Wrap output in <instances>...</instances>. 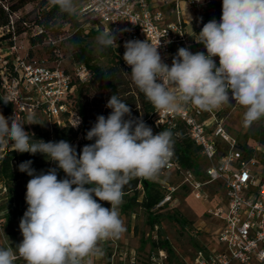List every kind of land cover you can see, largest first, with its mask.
<instances>
[{"label":"clouds","instance_id":"9594fccd","mask_svg":"<svg viewBox=\"0 0 264 264\" xmlns=\"http://www.w3.org/2000/svg\"><path fill=\"white\" fill-rule=\"evenodd\" d=\"M49 3L61 14L80 15L78 0ZM198 37L206 53L181 47L171 66L163 61L159 46L147 40L126 41L123 60L135 86L164 113L188 104L211 112L234 101L245 109V128L264 118V0H222L220 20L205 23ZM117 38L110 29L100 31L95 40L101 49L117 48ZM106 107L110 114L97 116L86 133L85 139L94 143L79 153L65 140H34V133L25 131L14 116L0 113V142H11L19 153L42 154L57 165L39 173L31 160L18 166L31 177L26 185L28 207L19 223L23 239L15 248L0 247V264H14L18 257L25 264H92L89 257L104 255L101 242L126 231L120 214L123 189L133 178L158 177L174 154V134H153L115 94ZM58 169L65 173L63 179H58Z\"/></svg>","mask_w":264,"mask_h":264},{"label":"built area","instance_id":"2783aa9c","mask_svg":"<svg viewBox=\"0 0 264 264\" xmlns=\"http://www.w3.org/2000/svg\"><path fill=\"white\" fill-rule=\"evenodd\" d=\"M217 0H78L80 15L83 21L81 27L96 31L112 29L117 35V45L111 46L124 53V43L128 40H147L153 46H159L162 59L169 66L172 62L173 48L176 45L190 48L196 44L190 39L188 21L183 16L181 4L191 11L193 21L201 31L203 25L212 19L206 12L210 5ZM166 11L172 15L167 17ZM202 18V19H201ZM25 25V23H23ZM11 27L13 22L11 21ZM130 29L123 32L121 29ZM41 32L34 27L31 36ZM17 36L12 38V45L4 52L0 49V98L9 101L11 106L8 117H15L22 123L29 116L38 113L49 125H64L62 115L69 112L67 122L71 128L80 132L81 118L76 112L70 111L74 86L73 80L87 82L89 70L84 65L74 64L72 73L61 67L59 47L53 40L49 42L55 59L52 65L47 60L31 58L27 53L19 54V47L14 43ZM218 59V57H214ZM127 67L125 62H123ZM219 109L211 112L202 111L188 104L180 111L164 113L156 110L155 126L167 123L175 127L179 120L193 142L201 148V154L207 161L204 174L206 180L195 178L191 171L183 173L182 184L191 190H199L203 186L218 183L225 189L223 200L225 207L218 205L208 207L207 214L222 221V227L217 235L223 250L206 252L198 249L195 252L194 264H264V172L260 177L252 173L250 166L257 164L256 156L245 157L237 148V140L231 138L221 126ZM80 121L78 127L76 124ZM11 123V121H9ZM261 151L260 147L255 148ZM13 150L11 142H0V158ZM17 164L16 160L12 161ZM164 171L179 170V166L171 161L163 168ZM176 189L167 187L166 194L159 205L167 203ZM7 192L6 186L0 180V193ZM195 199L208 201L200 192L194 193ZM157 230V226L153 227ZM161 263L165 259L164 250H158ZM22 258H17V260ZM152 261L155 258L152 254ZM135 258L131 257V261ZM155 264V263H154Z\"/></svg>","mask_w":264,"mask_h":264},{"label":"trees","instance_id":"16d2710c","mask_svg":"<svg viewBox=\"0 0 264 264\" xmlns=\"http://www.w3.org/2000/svg\"><path fill=\"white\" fill-rule=\"evenodd\" d=\"M38 4V14L33 21V26L39 27L41 32L35 36H31V33H29L31 44H41L46 40L51 42L60 38V44L63 41H69L72 46L71 62L73 64L84 65L89 70L90 77L84 83H80L78 80L72 81L74 91L73 95H71L73 102L70 111L76 112L81 118L80 132L78 133L69 126L66 121L69 112H66L62 115V118L65 120L64 125L54 124L49 130L43 132L37 131L34 133L33 139H42L45 142L65 140L75 146L79 153L83 146L94 143V140L89 141L85 139L86 133L95 124L97 116L104 115L107 117L110 114L112 110L107 108L106 104L111 95L115 94L131 108L132 117L142 118L152 128L153 134L163 130H171L173 132L175 143L171 161L179 166L180 169L176 170L177 172L183 175L185 171H191L195 178L201 181L206 180L204 171L207 167V161L201 154V148L189 136L185 125L177 120L175 127H171L167 123L155 126L156 109L147 100L144 93L133 83L130 75L131 68L123 63L124 53H120L112 47L100 48L102 54L110 58L111 62L106 68L97 65L88 40L96 41L95 38L100 31L81 27L83 25L81 19L77 16L72 17L67 14H61L58 7L51 5L49 0H39ZM217 7L220 8L218 15L220 19L222 15V0L213 2L209 7V11ZM18 9V6H5L0 3V49H3V43L5 42H8L6 48L10 47L14 36H19L29 31V27H26V22L22 20L20 21L21 27H17L14 24L11 27L10 18ZM56 46L59 47V44L57 43ZM181 47L183 46H174L172 58ZM46 48L52 52L54 46L49 43ZM217 66H219V62ZM90 98L92 100L96 98L100 102L98 111H91L92 117L89 115L90 111L88 110ZM10 111L11 106L7 103L5 104L0 98V113L8 117ZM260 120L264 123V118ZM252 139L256 143L255 147H248L246 143L237 141V148L247 158L255 155L257 164L264 167V125H261L258 134L253 136ZM256 147H260L261 151H256ZM13 160H16L18 165L31 160L32 165L37 167V173L41 171L47 172L50 168L57 167L55 163L47 160L39 153L32 155L13 150L7 151L0 158V180L6 186V189L8 188L6 181L17 178V174L13 172V168L16 167L12 164ZM162 170L164 171V169ZM64 177L65 173L58 169V179H63ZM181 185L187 187L186 185ZM123 191V203L120 206L121 214L129 216L135 208H141L146 215V224L150 229L158 226L162 217L177 224L181 229H185L188 221L179 212L165 213L164 215L159 212L163 208V205L167 204L159 205L166 194V189H162L154 181L144 178H133L125 185ZM140 193L141 199L139 200ZM150 246L153 249H162L168 253L170 252L169 243L165 239L158 238L154 240L150 238Z\"/></svg>","mask_w":264,"mask_h":264},{"label":"rangeland","instance_id":"374dc122","mask_svg":"<svg viewBox=\"0 0 264 264\" xmlns=\"http://www.w3.org/2000/svg\"><path fill=\"white\" fill-rule=\"evenodd\" d=\"M0 3L8 6H18L19 9L12 14L10 20L17 27H21L20 21H25L28 28V32L22 33L17 36L14 43L20 48L19 54L24 55L27 53L31 58L47 60L48 65L53 64L55 55L46 47L49 45L48 40L41 44H31L29 41V33L33 31V21L38 14L39 0H0ZM220 8L217 7L213 10L207 11L206 15L209 19L211 17L218 18ZM188 12V10H187ZM167 17L172 18L169 11H166ZM187 15V14H186ZM184 16V15H183ZM186 20L190 22L188 24L189 34L195 40H198V34L200 33L199 26L193 17L189 14ZM13 43V41H12ZM59 44V55L61 60V67L68 73H72L74 64L71 62L72 46L69 41H63ZM88 44L92 49V53L95 57L97 65L106 68L110 65V58L104 56L100 47L96 41L88 40ZM8 42L3 43L4 52L7 51L6 46ZM189 50L193 53L197 51H203L206 53V49L200 43L192 45ZM216 63L218 59L214 58ZM231 105L221 106L219 112V119L221 126L226 130L229 136L239 142L246 143L248 147H255L256 143L252 137L258 134L261 125H264L261 120L253 123L248 128L243 126V113L245 109L235 102ZM90 107L89 115L92 117V112H97L100 102L96 98L88 101ZM33 119L29 120L28 117L23 120L21 124L25 131L29 133H36L37 131L49 130V125L45 118L39 113L32 116ZM94 118V117H93ZM247 136V137H245ZM16 167L13 168V172L17 174V178L14 180H7V193H0V247L8 248L19 244L23 237L19 229L20 219L24 212L27 210V203L25 200L26 185L30 176L27 173L19 171L18 162ZM37 171V167L31 165ZM252 173H255L257 177L262 175L264 167L260 164L249 167ZM183 175L177 171H163L154 181L162 189L167 187H174L176 190L171 194V199L167 204L163 205V208L159 211L162 215L165 213L179 212L183 215L188 223L185 229H181L177 224L161 218L160 223L157 226V230L146 224V215L141 208H135L133 213L129 216L121 214V218L124 221L126 231L118 239H109L101 242V247L104 250L102 257H89L92 264H194L193 259L197 249H203L207 246L218 247L215 237H213L215 230L221 223L220 219L213 216H208L206 210L212 204H219L223 208L225 203L223 200L225 196V189L218 183L209 184L203 186L199 190H191L188 187L182 186ZM200 192L203 196L207 197L208 201L204 199H195L194 193ZM141 199V193L139 200ZM104 207H110L107 202L100 201ZM159 233V234H158ZM150 238L154 240L165 239L169 243L170 252L164 251L165 259L161 263L157 251L159 249H153L150 246ZM143 241V245L140 246V242ZM161 250V249H160ZM135 252L138 256L137 261H131V254ZM152 254L155 261H152ZM14 264H25L23 259L16 260ZM87 264V262H85ZM237 264V263H236Z\"/></svg>","mask_w":264,"mask_h":264},{"label":"crops","instance_id":"0c3cea01","mask_svg":"<svg viewBox=\"0 0 264 264\" xmlns=\"http://www.w3.org/2000/svg\"><path fill=\"white\" fill-rule=\"evenodd\" d=\"M181 6H182V8H183V15H184V17H185V19H186L187 15H188V12H189V14H191V11L187 9V7H186L185 4H181ZM187 10H188V12H187ZM186 14H187V15H186ZM188 23H190V22H188ZM192 36H193V35L190 36V39L193 38ZM215 204H216V202H215ZM215 204H212L213 206H211V207H215V206H218V205H219V204H217V205H215ZM208 216L210 217V215H208ZM220 222H221V223L218 225V227H217V229L215 230L214 235H213V237H215V239H216V241H217L218 247H214V246L210 245V246H207L206 248H203L202 250H204V251H206V252H209V253L217 252V251L219 252V251L223 250V248H224L223 245H221V244L218 242V240H217V235H218V233H219V231H220V229H221V227H222V221L220 220ZM142 245H143V241L140 242V246H142ZM197 250H198V249H197ZM131 257H134V258H135L134 261H137V259H138V256H137V254H136L135 252H132ZM134 261H132V262H134ZM193 263H194V262H193Z\"/></svg>","mask_w":264,"mask_h":264}]
</instances>
